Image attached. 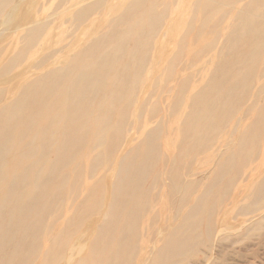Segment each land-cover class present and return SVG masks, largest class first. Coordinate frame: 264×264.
<instances>
[{"label":"bare ground","instance_id":"bare-ground-1","mask_svg":"<svg viewBox=\"0 0 264 264\" xmlns=\"http://www.w3.org/2000/svg\"><path fill=\"white\" fill-rule=\"evenodd\" d=\"M12 1L0 0V15ZM79 1L85 4L89 0ZM97 1L87 2L78 10L89 9ZM180 2L166 0L158 10L156 0L122 1L118 13L112 16L117 30L114 35L108 36L105 31L93 35L70 63L39 74L32 83L23 86L16 98L0 107V264H33L40 237L50 229L47 218L60 206L58 188L63 186L69 173L72 175L76 158L91 145L90 140H95L94 148L106 144L110 155L116 152L118 144L120 148L129 130L131 106L126 107L121 123L111 126L110 117L100 118L101 109L93 108V98L110 77L123 75L131 65L138 75L134 84L139 85L148 69L150 50L144 42V25L152 23L149 31H155L158 22ZM188 10L191 16L186 36L196 43L207 35L210 45L214 46V55L208 64L212 70L204 85L196 89L193 97L189 96L191 106L183 114L182 131L177 140L178 144L193 142L168 158L153 129L117 160L116 180L106 202L103 199L97 202L94 188L78 201L81 206L86 197L93 196V204L81 209L79 214H92L104 208L93 253L79 264H131L142 242L155 233V209L165 184L177 213L192 203L198 188L201 192L182 215L185 221L166 227L170 235L159 238L164 239L163 243L155 246L151 260L143 264H161L183 254L186 247L195 245L216 228L212 218L231 215L226 210L230 203L247 202L252 208L247 207L245 212H252L264 202V176L258 181L254 175L259 171L264 174V0H192ZM81 15L76 11L68 17V28ZM37 32L38 28L30 30L27 33L31 34L30 40L22 42L21 39L17 45L24 50L32 49ZM128 37L133 39L130 47L122 44ZM187 50L180 47L181 53ZM21 54L0 65V85L10 71L23 63L25 57L20 58ZM123 57L129 62L117 66V59ZM198 74L205 76L204 69L182 80L178 90L182 86L188 89ZM165 79L168 77L163 74ZM251 88L255 91L246 106L242 102ZM107 98L108 107L116 111L121 104V91ZM183 102L180 99L178 104ZM157 103L158 97L145 102L144 107ZM236 106H244V115H238L231 127L225 126L210 141L209 146L218 149L215 166L204 168L203 171L210 172L208 176L198 177L199 172L192 171L196 155L191 151L203 136L210 140L221 130L223 120L229 119L224 111ZM253 110L257 111L256 116L242 129L241 120ZM92 116L100 118V129L105 130L102 134L91 130ZM202 157L197 158L201 160L199 167L207 164ZM23 159L26 161L21 164ZM102 162L99 153L93 156L88 176L98 171ZM6 165L7 174L3 177ZM71 179L75 181L77 177L72 175ZM97 188L102 190L104 186ZM71 189L77 191L75 184H71ZM232 210L237 217L238 210ZM68 233L65 230L60 239L52 242L40 264H56Z\"/></svg>","mask_w":264,"mask_h":264},{"label":"rangeland","instance_id":"rangeland-1","mask_svg":"<svg viewBox=\"0 0 264 264\" xmlns=\"http://www.w3.org/2000/svg\"><path fill=\"white\" fill-rule=\"evenodd\" d=\"M93 1L96 0L87 2ZM122 1L124 0H98L93 7L78 10L87 2L80 4L79 0H13L8 10L0 15V65L12 57H17L20 52H22L20 58H25L19 67L3 78L0 85V107L16 98L23 86L32 83L39 74L55 66L70 63L76 56V52L88 44L93 35L101 31L107 32L108 36L114 35L117 30L114 28L112 16L118 13L119 4ZM164 1L166 0H156L158 10L162 8L161 3ZM191 1L182 0L172 12H170L171 8L167 17H163L158 22L159 25L155 31H149L152 23L144 25L146 28L144 42L149 44L150 50L148 69L139 85L134 84L138 75L131 65V68L123 75L110 77L107 83L98 89L92 106L96 111L101 109L100 118L110 117L111 126H118L126 114V107L131 106L129 130L120 148L118 144L113 155H110L111 150L106 144L94 148L93 145L96 142L92 139L91 145L86 146L76 158L72 175L77 179L72 181V175L69 173L63 186L58 188L61 193L60 206L58 204L47 218L50 229L40 237L33 264L41 263L42 257L46 255L52 242L60 239L65 230H69V233L63 240L64 249L56 264H79L80 261H86L92 255L94 242L98 236L99 218L104 208L92 214H79L81 209L93 204V196L86 197L81 206H78V201L94 188V195L98 197L97 202L102 199L106 202L111 196L113 183L116 180L117 160L150 131L154 129L155 138L160 142L164 155L168 158L178 153L180 147L192 144L193 141L190 140L178 144L177 140L182 131L183 114L187 112L188 106H191L188 103L189 96L193 97L196 89L204 85L208 78L207 74L212 70V66L208 64L214 55V46L210 45L207 35H203L202 42L196 43L190 36H186L189 34L186 25L190 21L191 12L188 8ZM76 11L82 15L71 28H68V17L73 16ZM122 27L123 25L120 29ZM34 28H38L39 35L32 49L24 50L17 43L21 39L22 42L29 41L31 34L27 33ZM198 28L199 26L197 30ZM122 44L130 47L133 39L128 37L122 41ZM180 47L188 50L181 53ZM124 57L117 59V66L120 64L125 66L129 62ZM187 62L188 64L184 67ZM169 66L170 70H168ZM201 68L204 69L205 76L202 77L199 74L194 76L188 89L182 86L178 90L182 80ZM163 74H166L168 79L163 80ZM122 85L125 87L121 89ZM117 90L121 91L122 100L119 108L112 112L108 107L107 97H111ZM185 90L188 92L185 93ZM254 91L255 89L251 88L246 94L242 102L244 105L247 106L251 102L253 97L250 94ZM105 92H109L108 95ZM156 97L159 103L144 107L145 102H152ZM180 99L184 101L181 105L178 104ZM259 105L260 102L255 108ZM243 108L244 106H236L232 110H225L224 116H229V119L223 120L221 130L214 133L210 140L203 136L199 140V145L191 151L196 155L192 171L199 172L198 177L208 176L210 172L203 171L204 168L211 169L215 166L214 160L218 149L213 145L209 146L210 141L223 132L225 126L231 127L238 115H244ZM256 113V110L246 113L240 127L246 128ZM100 118L96 119L94 116L90 118V128L93 132L96 131V134H102L105 131L100 129ZM97 153L101 155L103 162L98 171L88 176L90 159ZM199 156H203L202 161L207 163L203 167L198 166L201 161L197 160ZM25 161L26 159H23L20 163L23 164ZM6 174L7 165L3 177ZM254 175L258 177V181L264 176L262 171L255 172ZM72 183L77 187V191L71 189ZM98 185H103L104 189L99 190ZM168 191L166 184L161 187L154 214L155 233L152 238L142 242V247L137 251L131 264H143L147 259L151 260L156 247L161 246L164 241L159 238L168 234L166 227L177 226L185 221L182 215L190 205L194 204L201 192L198 188L193 194L195 197L192 203L184 206L177 213ZM70 194L73 195L70 196ZM239 203H233L234 205L230 203L226 208L231 215L227 214L220 218L221 220L212 218V222L214 221L217 226L204 235L201 241L186 247L183 254L176 255L161 264H264V202L258 204L255 207L256 210L252 212H245L249 206L247 202ZM232 209L238 210L237 217ZM196 218L198 216L193 219ZM180 228H183L182 225Z\"/></svg>","mask_w":264,"mask_h":264}]
</instances>
